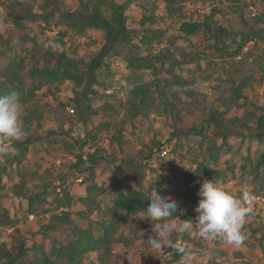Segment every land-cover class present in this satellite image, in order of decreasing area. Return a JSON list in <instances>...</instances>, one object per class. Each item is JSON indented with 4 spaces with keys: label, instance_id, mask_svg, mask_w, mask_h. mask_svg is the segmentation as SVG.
<instances>
[{
    "label": "trees",
    "instance_id": "obj_1",
    "mask_svg": "<svg viewBox=\"0 0 264 264\" xmlns=\"http://www.w3.org/2000/svg\"><path fill=\"white\" fill-rule=\"evenodd\" d=\"M128 1L133 0H76L72 8L66 7L64 0H0V6L5 7L14 26L7 25L0 31V53L11 50L18 38L16 31L23 32L25 43L33 46L28 52L33 64H29L27 55L19 53L0 69V95L11 91L20 93L24 109L21 125L26 126L35 119L40 121L41 114L35 109L39 95L45 88L54 91L63 84L72 87L74 95L69 102L87 123L91 114H97L94 95L102 92V101L112 108L111 95L105 93L109 88L98 80L97 74L106 59L124 61L126 71L131 74L128 85L120 89L123 97H117L122 110L120 118L116 124L105 121L89 130L82 147L95 146V149L78 154L71 167L80 174L87 172L82 179L84 195H74L68 189L51 190L50 182H44L39 170L29 167L28 145L33 141L30 136L10 141L11 154H0V225L12 222L4 200L9 195L27 199L31 213L39 207L51 213L53 224L47 225L45 235L49 236L57 227L68 228L66 240H55L49 249L35 243L36 251L31 252L24 240L11 246L0 243V264H132L119 262L115 247L121 244L127 250L138 248L139 240L148 238L153 227L141 220L142 210L147 208L153 192L158 191L160 195L165 192L157 179H152L146 188L138 183L155 170L152 160L162 151V141L154 138L146 141L140 158L121 154L128 142L125 137L128 126L137 130L140 117L161 116L173 127L175 135L182 132L177 127L185 123L188 115H195L198 110L206 114L200 125L192 122L186 133L199 136L197 146L191 147L185 157L187 166L182 176L185 188L177 193L178 199L189 206L198 204L197 193L203 181L225 183L228 177L235 178V164L221 163L225 152L233 147L240 151L245 143L264 144V101L253 99L247 90L255 73L260 74V81L264 80V11L254 16L250 11V6H264V0H242L248 14L242 9L237 11L236 30L222 23L221 20H230L231 14L216 4L194 18L185 11L187 0H160L163 7L160 18L171 19L176 25L171 37L156 25L159 15L148 14L142 3V16L131 20L126 12ZM52 18H58L61 24L57 46L67 37L63 25L80 33L101 29L105 41L89 60L82 55L70 57L67 51H59L52 45L41 46L44 51L41 61L35 54L38 50L35 37L25 31L33 21L50 24ZM210 76L223 81L214 85L219 96L217 103L212 104L208 103V95L198 88L201 78ZM240 108L243 111L230 114ZM111 130L110 141L117 148L113 151L96 143L100 133ZM102 161L114 166L109 180L96 177L94 170ZM240 169L245 175L255 174L264 180V147L256 158L247 151ZM131 180L135 185L129 184ZM245 191L251 195L262 192L253 186L250 190L240 189L234 197H240ZM179 214L184 220H195L194 212L181 205ZM121 226L128 233L121 231ZM242 232L246 239L239 248L215 237L214 246L202 252L208 263L241 261L245 246L260 244L264 248L260 228H253L251 233L244 229ZM178 245L186 246L190 252L205 246L187 234L175 236L168 246L167 257L153 260L151 257L140 264H180L182 254L176 251Z\"/></svg>",
    "mask_w": 264,
    "mask_h": 264
},
{
    "label": "rangeland",
    "instance_id": "obj_2",
    "mask_svg": "<svg viewBox=\"0 0 264 264\" xmlns=\"http://www.w3.org/2000/svg\"><path fill=\"white\" fill-rule=\"evenodd\" d=\"M64 1L66 7H75L76 0ZM141 3L148 9V14L152 12L155 15H159L156 20V25L162 27L163 30L166 31V35L171 37L175 32L176 25L171 19L160 18L163 15V7L160 5V0L128 1L126 5L128 17L131 20L140 19L144 9ZM184 4L185 11L188 15L192 14L191 16L194 18H199L203 12L210 9V5L216 4L231 14L230 20H221L222 23L235 30L239 26L237 11L242 9L245 11V14L247 13L244 1L242 0H187ZM233 7H236V11L234 12L232 11ZM256 8L257 12L264 11V6L262 5H256ZM36 9L39 11L38 7ZM54 19L55 18L51 19L52 22H50V24L40 20L33 21L29 23V27L25 31L32 37H35L36 45L38 46V50L35 54L41 61L44 60V51L40 49L41 46L45 48L47 45H52L53 47H57L59 51H67L70 57L82 55L86 60H89L105 41L104 32L101 29H89L84 33H80L63 25V29L67 31V37L63 40L64 42L57 46L56 37L60 31L59 25L61 24L60 21H57L59 20L58 18ZM0 24L14 28L11 20L6 15L4 6H0ZM16 33L18 38L15 44L11 46V50H3L0 53V69L7 65L9 59L19 53H23L29 57V64L34 63L32 56L28 53L33 46H29L31 44L27 45V43H25L23 32L19 33L16 31ZM179 44H183V41H180ZM114 60L113 58H107L105 64L97 71L98 80L105 83L109 88L105 93L111 95L109 103L112 105V108L107 107L104 104L105 102L102 101V92L94 95L93 102L94 106L97 107V114H91L90 121L85 123L81 119V114H79L74 105L69 102V98L74 95L72 87L68 84H63L59 86L57 90L52 89L54 91L45 88L39 95L35 109L41 114L40 121L35 119L26 126L21 125L22 129L27 132L26 136H30L33 139L32 143L28 145L27 159L30 162L29 167L39 170L44 176V182H50L51 190L54 188H57V191L68 189L74 195L85 194L83 191L82 179L87 175V172L80 174L78 169H72L71 167L76 161L78 154H84L87 151H93L95 149V146L82 147V142L87 136V132L101 122L106 121L116 124L120 118L122 110L119 107L117 97H123V92L120 89L122 86L128 85V76H131V74L126 71L125 65L115 67ZM217 74L220 75L218 72ZM260 79V74L255 73L252 85L248 87L247 90L253 99L263 102L264 80L260 81ZM221 81L222 80L217 76L201 78L198 88L208 95L209 104L217 103L216 101L219 93L217 89L214 88V85L221 83ZM241 111H243V108L232 110L230 114ZM23 113L24 109L22 108L21 116ZM205 116L206 114L201 110H198L195 115H188L185 123L177 127V129L182 132L175 135L173 127L166 124L161 116L153 114L150 117H140L139 120L141 121L137 130L133 129L131 125L128 126L125 132V137L128 142L121 151L123 157L133 156L140 158V150L146 149V141H150L152 138L162 141V151L157 152L155 158L152 160V163H154L153 165H155V170L152 171L147 178L138 183L146 188L151 183L152 179L159 180L161 187L165 191L161 196H171L175 198L179 205L184 209H191L195 216L197 204L193 206L184 204L178 199L177 193L185 188L182 177L187 166L185 157L188 155L191 147L197 146L196 144H198L199 140V136L186 133L189 131L192 122L195 121L200 125ZM112 133V130L100 133L97 136V145L103 146L109 151L117 149L110 141ZM10 144L11 142L9 141L8 145ZM263 147L264 144L252 142L250 145L245 143L240 151L237 147H233L232 150L225 152L221 157V163L223 165H225L226 161L234 163L236 175L235 178L228 177L225 183H218L219 186L233 196L238 195L240 189L250 190L253 186H256L259 191H262L257 194L264 193V180H262L261 177L256 178L255 174L247 173L245 175L240 169L243 163V156L247 151H250L251 156L256 158ZM113 168V164L111 165L102 161L96 166L94 171L97 178L109 180ZM77 177L81 178V180L78 181ZM15 181H17V179L9 181L8 185ZM129 184L135 185V182L131 180ZM30 185L33 186L34 184L31 183ZM8 196H6L4 200L6 206L9 207V214L12 218V222L0 225V243H6L11 246L17 244L19 240H24L30 247L31 252H35V243H39L46 249H49L52 247L55 240L58 242H64L66 240L68 228L66 229L63 226L51 230L49 236L45 235L46 230H48L47 225L53 224L50 221L51 213L43 212L41 207H39L36 212L31 213L29 211L27 199L17 196ZM253 211L254 213L246 217V222L242 229L251 233L253 228H260L261 233L264 234V204L257 203ZM1 215L2 211L0 208V216ZM179 218L184 220L179 213L174 214L172 222H181ZM167 222L168 221H164V223ZM120 230L128 233L125 226H121ZM185 234L198 239V241H201L205 245L204 248H201L200 252L197 250L191 251L193 257L192 264H206L207 262L201 259V256L197 255V253H202L201 251H204V249L206 250L208 247H213L214 238L208 240H204L201 237L199 238L194 229L191 233H184L182 235L174 234L171 240L175 236L181 237ZM155 236L156 232L152 230L148 238L143 241L139 240L138 248L131 247L127 250L123 248L121 244L116 245L115 252L117 253L118 261H129L132 264H140L142 261L151 257L152 260L157 257H167L170 254L168 246L162 250H153L149 247L148 240ZM171 240L169 245L171 244ZM180 240L181 238H179L177 243H179ZM177 243H175V245H177ZM246 249L247 248H245V250ZM250 253H255L253 258H248V261L244 260L238 262H242L241 264H264V248L260 244L251 247ZM236 263L237 262L234 264Z\"/></svg>",
    "mask_w": 264,
    "mask_h": 264
},
{
    "label": "clouds",
    "instance_id": "obj_3",
    "mask_svg": "<svg viewBox=\"0 0 264 264\" xmlns=\"http://www.w3.org/2000/svg\"><path fill=\"white\" fill-rule=\"evenodd\" d=\"M7 25L0 24V31ZM15 43V41H14ZM22 103L20 93L11 91L0 95V153L11 154L9 141H20L27 132L22 129L20 116ZM199 202L195 208V220H181L172 222L174 214L179 213L178 201L169 196L162 197L158 191L149 198L150 203L143 209L141 220L148 221L156 236L148 240L153 250H162L169 246L174 234L191 233L195 229L199 237L204 240L219 237L229 246L241 247L246 239L242 227L246 217L253 211L252 196L247 191L240 197H234L223 190L218 182L205 180L197 193ZM164 221H168L164 223ZM178 235V236H179ZM176 251L181 255V264H192L193 257L186 246L178 245Z\"/></svg>",
    "mask_w": 264,
    "mask_h": 264
},
{
    "label": "built area",
    "instance_id": "obj_4",
    "mask_svg": "<svg viewBox=\"0 0 264 264\" xmlns=\"http://www.w3.org/2000/svg\"><path fill=\"white\" fill-rule=\"evenodd\" d=\"M250 11H251V15L254 16L257 13V8L254 7V6H250ZM124 65H125L124 61L117 60V59L114 60V66L115 67L124 66ZM77 180L80 181L81 178H78ZM251 196H252V208L253 209H254V207H255V205L257 203H263L264 204V193H262V194H252Z\"/></svg>",
    "mask_w": 264,
    "mask_h": 264
},
{
    "label": "crops",
    "instance_id": "obj_5",
    "mask_svg": "<svg viewBox=\"0 0 264 264\" xmlns=\"http://www.w3.org/2000/svg\"><path fill=\"white\" fill-rule=\"evenodd\" d=\"M251 247H254V246H248V247L245 246V247H243V253L242 254L244 255V259L241 260V261H244V260L245 261H248L249 260L248 258H253V256L255 255V253H250L251 252ZM245 248H247V249L245 250ZM200 250H198V252H200ZM204 251H206V250L204 249ZM204 251H201V252H204ZM197 255H200L201 256V259H204L207 262L206 264H209L208 261H207V259L203 256V253H197ZM227 263L234 264L235 262L232 261L231 259H228L223 264H227ZM241 263L242 262H240V263L237 262L236 264H241Z\"/></svg>",
    "mask_w": 264,
    "mask_h": 264
}]
</instances>
